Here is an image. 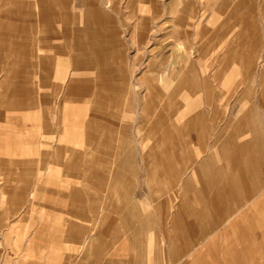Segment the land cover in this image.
<instances>
[{"label":"rangeland","instance_id":"374dc122","mask_svg":"<svg viewBox=\"0 0 264 264\" xmlns=\"http://www.w3.org/2000/svg\"><path fill=\"white\" fill-rule=\"evenodd\" d=\"M141 19L147 29L143 38ZM0 53L5 57L0 87L19 83L35 92L40 147L58 156L47 174H38L40 180L68 182L69 188L83 180L80 136H64L65 105L70 117L84 109L86 122L95 113L101 123L114 121L106 126L113 132L133 135L135 157L123 162L134 169L121 176L131 179V204L145 215L164 204L168 216L180 195L202 190L199 182L210 174L194 173L193 166L180 172L190 162L183 156L182 165L176 156V171L158 173L155 181L164 184L151 185L141 134L190 133L184 138L195 165L208 157L214 167L264 166V0H0ZM80 88L83 99L76 96ZM23 117L28 122L29 115ZM84 128L89 138L94 127ZM201 149L205 152L197 157ZM98 155L104 178L84 192L86 198H100L101 223L114 219L121 224L117 238H124L125 218L116 212L120 203L108 169L112 159L106 149ZM186 178L194 191L172 182ZM138 217L134 221L142 214Z\"/></svg>","mask_w":264,"mask_h":264},{"label":"crops","instance_id":"0c3cea01","mask_svg":"<svg viewBox=\"0 0 264 264\" xmlns=\"http://www.w3.org/2000/svg\"><path fill=\"white\" fill-rule=\"evenodd\" d=\"M3 73L5 57L0 53V78ZM25 88L18 83L6 90L4 82L0 87V264H264V166L239 167L234 162L214 167L208 166V157L195 165L184 138H190V133L164 129L156 135L141 134V158L146 171L152 172L151 185L164 184L155 181L158 173L176 171V156L182 157V165L183 156L190 162L180 172L193 166L194 173L208 169L210 174L199 182L203 184L199 191H194L189 178L172 181L194 192L180 195V202L166 217L169 212L164 204L145 215L143 209L131 204V179L126 173L121 176V172L134 169L123 162L135 157L133 135L113 132L106 126L114 121L107 118L101 123L95 113L86 122L84 109L78 114L77 108L76 116L72 113L70 117V105H65L63 115L64 136L73 132L80 136L82 182L71 183L69 188L68 182L38 178L52 169L53 158L58 156L40 147L42 125L35 113V92ZM82 92L77 91V99H83L79 97ZM69 93L67 90V96ZM24 114L29 115L28 122ZM85 125L94 127L89 138ZM178 137L184 142L180 144ZM174 142L179 147L166 146ZM100 149H106L112 159L108 169L120 203L116 212L121 220L125 218L124 238H117L121 224L114 219L105 217L101 223L100 198H86L84 192L88 186L95 190L97 180L104 178L98 171L103 165ZM203 152L201 149L197 157ZM153 165L156 168L149 171ZM93 177L96 180L92 181ZM141 214V221H134Z\"/></svg>","mask_w":264,"mask_h":264},{"label":"bare ground","instance_id":"6f19581e","mask_svg":"<svg viewBox=\"0 0 264 264\" xmlns=\"http://www.w3.org/2000/svg\"><path fill=\"white\" fill-rule=\"evenodd\" d=\"M140 24H141V25L143 24L142 19L140 20ZM143 25H144V26H143L144 28L141 27V28L143 29V31L141 32L142 35H141L140 38H143V37L145 36V34H146L145 32L147 31V29L145 28L146 25H145V24H143ZM150 30H151V29H150ZM144 31H145V32H144ZM184 49H185L184 52H186V57L189 56V55H190V48H189L188 46H186Z\"/></svg>","mask_w":264,"mask_h":264}]
</instances>
